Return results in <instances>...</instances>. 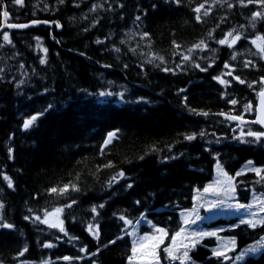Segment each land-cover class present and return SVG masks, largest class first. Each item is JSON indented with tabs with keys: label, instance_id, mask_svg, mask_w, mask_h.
Wrapping results in <instances>:
<instances>
[{
	"label": "trees",
	"instance_id": "obj_1",
	"mask_svg": "<svg viewBox=\"0 0 264 264\" xmlns=\"http://www.w3.org/2000/svg\"><path fill=\"white\" fill-rule=\"evenodd\" d=\"M4 1L11 21L45 19L61 29L40 24L11 31L10 44L0 40V223L13 226L0 227V264H127L132 240L121 216L133 222L149 216L170 236L181 226L178 210L191 206L217 160L232 174L251 161L264 176V137L240 135L263 130L219 115L254 116L264 85V53L257 47L264 48V16L253 20L252 14L264 4ZM229 32V41L240 37L231 47L219 43ZM201 41L206 47L194 48ZM33 115L37 120L25 130L24 120ZM192 134L195 139H185ZM261 176L249 170L236 176L242 197L253 188L264 192ZM57 207L64 232L41 222ZM226 228L238 248L264 235V226ZM190 254L185 264H264V250L241 261L230 251L232 259L225 260L198 243Z\"/></svg>",
	"mask_w": 264,
	"mask_h": 264
},
{
	"label": "snow or ice",
	"instance_id": "obj_2",
	"mask_svg": "<svg viewBox=\"0 0 264 264\" xmlns=\"http://www.w3.org/2000/svg\"><path fill=\"white\" fill-rule=\"evenodd\" d=\"M61 2H63V0H61ZM176 2L178 3L179 0H176ZM254 0H248V3H253ZM255 2L260 3V4H264V0H255ZM15 4H22L23 0H14ZM240 3L242 5H244L245 0H240ZM204 5L201 4L199 7H197L195 9L196 13H199L201 8H203ZM208 12L206 11L204 13V15H207ZM9 16L8 11H3V17L7 18ZM264 16V10L259 11V12H254L252 14V19L255 20L258 17H262ZM198 20L200 19V16L197 15L196 17ZM137 19H139V17H137ZM33 23H38V21H33ZM10 28H25L28 27L29 25L27 24H8L7 25ZM57 26L59 27L60 25L57 24ZM0 35L3 36V40L7 43H11V40L9 39V34L7 32H3L0 31ZM148 34L144 33L143 36L146 37ZM232 32H229L227 34V36H225L224 39L220 40L219 43L220 44H228L229 47H231L232 45H234L236 43L237 40L240 39L239 35H236L232 38L231 41L228 40V37L232 36ZM143 38V37H142ZM37 39V44L39 46V38ZM262 39L261 37H257L256 40H253L252 43L253 44H257V40ZM177 47H179V45H177ZM206 47L204 41H201L199 44L194 45V48H204ZM257 47L260 49V51L262 53H264V48H260V45L257 44ZM43 52L47 53V49H42ZM118 51V49H117ZM191 52V49L189 50ZM235 55L233 56V59H235ZM262 58H264V56H262ZM160 60H163V57H159ZM183 59L185 61H187L189 59V56H184ZM40 63L44 64L46 63V60L44 58L40 59ZM251 63V61H249L248 63L245 64V67H248L249 64ZM196 67H200L199 65H196ZM225 67H229V65H225ZM165 71H169V69H164ZM206 69L202 68L201 71H205ZM229 75H231V73H228ZM236 80H238L240 83H244L243 80L240 79L239 76L234 77ZM214 79L218 80L221 84H228L229 81H226L220 77H214ZM262 82H264V78H262ZM251 86V85H249ZM101 95H104V93H101ZM259 95L261 97V109H260V113L257 116L256 121H253V123H260L261 125H264V89H261V91L259 92ZM229 103H231L232 105H236L237 104V100L235 99H231L229 101ZM49 107H51V105H49ZM245 110L246 111H250L251 110V105H246L245 106ZM203 115H208V113H202ZM42 115V113H41ZM219 115H226L225 113H219ZM38 116L37 115H33L31 118L24 120L23 123V128L25 130H27L30 126H32L34 124V122L37 120ZM226 118L229 120H234V121H241L243 122V117L242 116H238V115H226ZM201 136L204 135L203 132L200 133ZM241 137H243L244 135H247L249 137H253L256 140H260L262 137H264V131L262 132H256V131H247V133H245L243 130H241L240 133ZM115 136V133H109L108 137L105 139L104 141V145L107 146L111 141L112 138ZM196 138L195 134L192 135H187L185 137V139L187 140H193ZM11 151V150H9ZM252 162L249 161L248 162V170L255 172L257 176H261V172L262 169L260 168H255V167H251ZM107 166H111V165H107ZM217 169L218 172L220 174V176H222V179H217L215 185H209L208 187L204 188V192L205 193H212L213 195H218L220 193H223L224 195H229L230 193L235 191V188L232 184V177L228 175L227 172H224L223 169L221 168L219 162H217ZM241 173H237V175H240ZM120 177L124 176L123 172L119 173ZM4 179L7 181V186L9 188H11L13 186L12 184V180L8 177V176H4ZM116 177H113V180H115ZM261 179H264V176H261ZM67 185L64 186L63 189H60L61 193H63L66 189H67ZM75 187V186H73ZM128 187H132V185H128ZM51 192L55 193L57 191V189L52 188L50 189ZM74 203V201H73ZM137 203H139V201H137ZM223 203V201H213L211 203H209L207 206L209 209H213V208H217L219 207L221 204ZM259 205H260V212L264 213V200H259L258 201ZM68 207H71V205H68ZM101 207H103V205H101ZM200 207H204V205H200ZM238 208H243L245 207L244 205H237ZM3 208V204L0 203V209ZM63 209L61 208H57L54 210V212L52 213H45V219L43 221H41L42 223H46L49 224L50 227L52 228H59V230L61 232H64V228H63V221L59 220V215L60 213H62ZM93 212H96V208L92 209ZM195 213V210L193 211V213H184V215L186 217L192 215ZM49 216H55L56 220L55 222H50L48 217ZM253 218L252 219H241L240 223L241 224H246L247 226H249L250 228L255 229L258 226H264V217H260V218H255L256 214L253 213L252 214ZM25 219H28V217H25ZM35 219L40 220V217L37 216ZM121 220H123L125 222V224L127 225H132L133 221L130 219H127L124 216L120 217ZM200 216L198 214L195 215V219L194 220H189V219H185L184 220V225L187 226L190 223L194 224L196 222V220H199ZM137 224L140 223V221H136ZM182 226L179 228V230H177L172 236H171V243L163 248V252L166 254L165 258L169 261V264H171L172 261H176L179 260L180 264H185V261L190 260V256H189V250L191 248H195V246L200 243V240L203 239L206 236H217L216 232H188L186 227ZM0 227H4V228H11L13 227L11 224H7V223H0ZM88 230L90 232H93V226L89 225L88 226ZM67 234V233H65ZM94 234L96 235V237H99V228L98 226H96L95 232ZM133 235H135V229L132 233ZM168 236V232L166 229L161 228V227H156L153 226V232L151 234H144V235H140L138 236L136 239H134L132 241V247H131V255L128 257V260L131 264V262L137 257V255L139 254L141 257L145 258V264H160V257H159V253H158V249L160 248V246L164 243V239L165 237ZM219 239V237H218ZM115 241H110V243H114ZM261 244H264V238L261 239V241L259 242ZM45 247H51V244H45ZM236 246V240L235 238H230L228 240V242L226 244H223L221 248H218L216 250L213 251V255L216 256L217 258L223 257V259L225 260H230L232 259L231 257H229L226 254V250L227 251H232L234 250ZM27 249H25L26 251ZM183 250V251H181ZM83 251V249H82ZM250 251H255V248L250 249ZM179 253V255L177 254ZM20 255H23V252L20 253ZM63 259L68 260L70 259L69 257H64ZM237 259H239V257H237ZM45 264H47V262H45Z\"/></svg>",
	"mask_w": 264,
	"mask_h": 264
},
{
	"label": "rangeland",
	"instance_id": "obj_3",
	"mask_svg": "<svg viewBox=\"0 0 264 264\" xmlns=\"http://www.w3.org/2000/svg\"><path fill=\"white\" fill-rule=\"evenodd\" d=\"M217 162H219L223 171L227 172L228 175L233 178L232 184L235 188V191L230 193L229 195H224L223 193H220L218 195H213L212 193L204 192V188L208 187L209 185H215L217 179L223 178L222 176H220L218 172ZM224 167L225 166L222 164V162L220 160H217L214 163L213 178L209 180L203 187L197 188L195 190V193L193 194L191 206L181 208L178 210L181 219L180 227L185 226L184 220L186 218L189 220H194L195 215L198 214L200 216V219L196 220L194 224L190 223L189 225L185 226L187 231L216 232L217 236H206L200 240V243H202L203 245H207L210 248L212 254L214 250L221 248L223 244H226L230 238H235L236 246L234 250H232L234 251V257H235L234 260L241 261L247 255L257 254L260 251L264 250V244L259 243L261 239L264 238V235H262L261 237L255 240H251V242L247 243L245 246L238 248L237 236L232 232L226 231L227 229L226 227L236 226L240 224L241 219L244 220L252 219L253 213L256 214L255 218L264 217V213L260 212V205L258 203L259 200H264V192H261L253 188L251 189L249 196L245 199L244 197L241 196L238 190L236 176L237 173L242 174L246 172L248 168L245 166L239 167V169L235 172V174H232ZM254 167L261 169V166L258 165H255ZM217 200L223 201V203L217 208L209 209L207 205ZM200 205H204V207H200ZM237 205H244L245 207L238 208ZM54 210L55 209L49 211L48 213H52L54 212ZM194 210H195L194 214L188 217L184 215V213L186 212L193 213ZM58 215H59V220L62 221L61 213ZM226 216H234L235 218L234 220H232V222H225L223 219L221 220L219 219L221 217H226ZM43 219H45V216L43 217ZM48 219L50 222H55L56 217L49 216ZM136 221H140V223L137 224ZM153 226L164 228L168 232L167 227L155 222L151 217L145 215L135 220L133 224L129 226L128 233L131 237V240L133 241L140 235L151 234L153 232ZM179 228L177 230H179ZM134 229H135V235L132 234ZM177 230H175L171 235H173ZM171 235L165 237L164 243L158 249L160 264H163L164 260H167L165 258L166 254L163 252V248L171 243ZM253 248H255V251H250V249ZM193 249L194 248H191L189 250L190 258H191L190 252ZM226 252H230V251L226 250ZM177 254L179 255V253ZM237 257H239V259H237ZM188 261H185V263H187ZM127 264H130L129 260ZM131 264H145V258L141 257L138 254L137 257L131 262Z\"/></svg>",
	"mask_w": 264,
	"mask_h": 264
},
{
	"label": "water",
	"instance_id": "obj_4",
	"mask_svg": "<svg viewBox=\"0 0 264 264\" xmlns=\"http://www.w3.org/2000/svg\"><path fill=\"white\" fill-rule=\"evenodd\" d=\"M0 3L2 5L0 31H2L4 28H10V27L7 26L8 24H27L29 26L28 27H25V28H11V29H27V28H30L32 26H36V25H39V24H44V25H47V26H52L53 23H55V21L54 22H50V21L44 20V19L35 20V21H38V23H33V22L9 23L8 22L9 16L7 18L3 17V11H7L6 4H5L4 0H0ZM262 89H264V87ZM259 92H258L257 101H256L255 117L253 119L243 118V122H241V121H234V120H230V121L236 122L237 124H241V123H253V121H256L257 116L259 115L260 109H261V97L259 95ZM226 115H231V114H226ZM226 115H223V116L226 118ZM254 124H257V125H259V127H261L262 129H264V125H261L260 123H254Z\"/></svg>",
	"mask_w": 264,
	"mask_h": 264
},
{
	"label": "bare ground",
	"instance_id": "obj_5",
	"mask_svg": "<svg viewBox=\"0 0 264 264\" xmlns=\"http://www.w3.org/2000/svg\"><path fill=\"white\" fill-rule=\"evenodd\" d=\"M44 20H45V19H44ZM33 21H35V20H31V21H28V22H33ZM54 24L57 26L56 21H55V23H53V25H54ZM53 25H52V26H53ZM52 26H50V27H52ZM57 29L60 30V29H61V26H59V27L57 26ZM221 116L224 117L223 115H221ZM224 118H225V117H224ZM224 168H225V167H224ZM193 193H195V192H193ZM179 214H180V213H179ZM171 236H172V235H171ZM167 239H168V238H167ZM166 243H167V242H166Z\"/></svg>",
	"mask_w": 264,
	"mask_h": 264
}]
</instances>
